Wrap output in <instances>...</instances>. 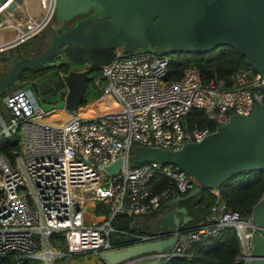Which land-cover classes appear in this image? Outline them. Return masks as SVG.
Masks as SVG:
<instances>
[{"label": "built area", "instance_id": "obj_1", "mask_svg": "<svg viewBox=\"0 0 264 264\" xmlns=\"http://www.w3.org/2000/svg\"><path fill=\"white\" fill-rule=\"evenodd\" d=\"M11 0L0 6L5 7ZM45 9L39 17L19 22L18 41L42 31L51 18L54 0H40ZM7 12V11H6ZM9 13V12H8ZM173 55L137 48L125 53L117 47L115 58L101 67V98L89 102L90 112L78 107L43 108L31 87L7 92L2 100L7 120L0 113V139L18 135V149L11 158L0 152V257L17 264L40 257L46 264H65L63 258L116 248L110 241L113 222L119 215L138 216L159 209L169 198L192 188V178L174 163L144 161L133 164L136 147L176 150L185 142L199 141L224 124L231 113L248 115L264 100V79L253 68L238 67L226 85L215 76L202 79L195 67H187L179 78L166 80ZM202 110L213 122L188 126L186 113ZM61 112L68 117L60 116ZM122 158L120 169L105 177L104 167ZM157 176L172 186L157 190ZM213 193L217 195V190ZM101 202L107 212L95 213L86 203ZM91 214V215H90ZM206 223L187 231L134 233L132 244L175 236L170 249L148 252L119 264L158 259V264L178 256H189L194 242L217 236L233 226L238 239L236 264H247L253 228L250 215L217 201L210 206ZM64 235L65 250L56 249L50 235ZM43 245V250L39 247Z\"/></svg>", "mask_w": 264, "mask_h": 264}, {"label": "water", "instance_id": "obj_2", "mask_svg": "<svg viewBox=\"0 0 264 264\" xmlns=\"http://www.w3.org/2000/svg\"><path fill=\"white\" fill-rule=\"evenodd\" d=\"M6 1L0 0V6ZM23 1L11 0L5 10L15 14L17 3ZM3 11L0 9V26L8 24ZM51 17L61 23L55 24L48 34L47 47L39 55L21 53L15 59L9 71L0 77V100L6 90L18 84L24 70L41 67L59 55L60 64L79 67L61 74L66 91L59 106L72 112L83 99L90 68L110 63L117 47L125 53L142 48L157 54H173L204 53L227 45L243 55L264 79V0H54ZM33 87L36 92V86ZM260 89L264 91V86ZM131 161L171 162L192 178L191 189L162 204L161 207L174 206L171 218L166 219L169 224L161 222L153 230L179 231L191 218L179 201L189 198L200 187L216 189L236 173L264 169V100L254 104L248 115L231 113L215 131L199 141L185 142L176 150L136 147ZM122 162V158H117L106 165L105 177L117 172ZM248 227L253 232L247 264H264V191L252 206ZM174 241L172 236L101 250L98 260L102 264H119L136 255L168 250ZM13 264H17L15 259ZM134 264H158V259Z\"/></svg>", "mask_w": 264, "mask_h": 264}, {"label": "trees", "instance_id": "obj_3", "mask_svg": "<svg viewBox=\"0 0 264 264\" xmlns=\"http://www.w3.org/2000/svg\"><path fill=\"white\" fill-rule=\"evenodd\" d=\"M39 33V35L32 36L18 46L7 51H1L2 63L0 65L13 64L21 53L26 56H36L43 52L48 45V32L40 31ZM172 55L173 59L167 67L166 80L168 81L179 78L185 68L195 67L202 79L215 76L218 79H222L226 85H229L231 75L238 67L251 68L243 55L227 45L220 46L216 54L207 57L201 53L193 52H175ZM69 69L70 67L67 64H60L56 68L48 65L44 68L26 69L20 75L17 85L23 87L28 85L33 90V85H35L37 89L35 92L36 98L39 104L47 109L63 99L65 90H60V88L64 87L61 74ZM98 71L102 75L101 68L92 66L89 74ZM6 73H1L0 71V77ZM42 77H44V81L41 83L43 87L36 82L38 78ZM102 82L104 83V79L101 76V85ZM100 90L101 88L95 86L93 76H88L84 96L79 104V107H83V112L91 111L89 102L93 99L101 98ZM185 121L191 127L208 126L211 130L214 129L213 122L199 109H190L185 115ZM18 138V135L11 138H1L0 152H4L13 158L14 151L18 149ZM156 181L157 190L172 186L170 180L163 176H157ZM216 190L217 195L212 192V189L200 187L192 196L178 202L186 208L187 214L191 217L185 225L179 228V231L195 229L199 225L206 223L210 214V206L217 201L224 203L226 207L236 209L243 217H248L252 206L264 191V169H252L236 173L225 179ZM91 206L94 207L92 209L97 214L102 211H108L107 205L101 202L92 203ZM138 219H142L141 221L144 220V222H140ZM158 222L161 221L156 220L155 213L152 214L151 212L138 216L119 215L113 222L114 229L110 234V241L116 248L131 245L135 240L134 233H151L159 226L160 223ZM50 242L53 247L65 250L62 247L65 242L62 233H52ZM238 250L236 231L233 226H226L217 236L204 237L194 242L189 250V256L174 257L165 264H236L234 258ZM86 253H92V251L74 253L72 256ZM29 260V258L25 259L23 264H28ZM0 264H13V260L10 257H0Z\"/></svg>", "mask_w": 264, "mask_h": 264}, {"label": "crops", "instance_id": "obj_4", "mask_svg": "<svg viewBox=\"0 0 264 264\" xmlns=\"http://www.w3.org/2000/svg\"><path fill=\"white\" fill-rule=\"evenodd\" d=\"M44 11L45 9H43L40 5V0H24L23 3H20V4L17 3V10L15 14H9L8 12L5 11L3 15H4V19L7 20L8 24L6 26H0V52L3 50L7 51L8 49L18 46L20 43L23 42V41L17 40L18 34H19V30H18L19 22L31 16L39 17L44 13ZM1 109L5 111L4 104L2 105V108L0 107V110ZM214 190L216 189H212V192ZM173 210H174V206L160 207L159 209L154 211L156 220L163 222L164 225H168L169 222L166 219L171 218L170 213ZM151 213L154 214L153 212ZM145 216H148V215H145ZM177 216L180 217L181 214L178 213ZM141 220L140 222H144V220L143 221ZM161 222H158V223H161ZM159 227L160 225L156 229H158ZM171 230H174V229L171 228Z\"/></svg>", "mask_w": 264, "mask_h": 264}, {"label": "rangeland", "instance_id": "obj_5", "mask_svg": "<svg viewBox=\"0 0 264 264\" xmlns=\"http://www.w3.org/2000/svg\"><path fill=\"white\" fill-rule=\"evenodd\" d=\"M52 27H55V21L51 19L48 21V23L44 26V28L42 29V31H45V33H49L51 30H52ZM220 46L210 50V51H207V52H204V53H201L203 56L207 57V56H211V55H214L218 52ZM5 57V56H4ZM2 63V60H1V57H0V64ZM6 66H3V65H0V71L1 73H5V72H8L10 67L12 66V64L10 65L9 63H6L5 64ZM46 73V72H45ZM47 74V73H46ZM89 76H93V81L95 79H100L101 78V73L100 71L98 72H92L89 74ZM44 77L42 78H38L36 80V82L38 83V85H40L41 87H43L41 85V83L44 81L43 79ZM47 80V79H46ZM22 82V81H21ZM64 84V82H63ZM104 83L102 82V85ZM50 85V83H49ZM19 87H23V86H20V85H15L11 88V90H14V89H17ZM26 87H28V85H26ZM60 90H65L66 91V88H65V85L63 88H60ZM101 94H103L102 90H100ZM57 108V106H59V103L56 102L55 105H53ZM2 108V107H1ZM0 113L2 114L3 118L5 120H7V110H0ZM2 126L1 124V120H0V127ZM101 172H103V170H100ZM91 202H88L86 203V207L88 209H92L94 207L91 206ZM91 215V214H90ZM56 249H60V248H56ZM43 250V245L41 244V246L39 247V251H42ZM63 262L65 264H102L99 262L98 258L96 257L95 254L93 253H86V254H79V255H75V256H65L63 258ZM28 264H46V261H44L42 258L40 257H35V258H30L29 260V263Z\"/></svg>", "mask_w": 264, "mask_h": 264}, {"label": "flooded vegetation", "instance_id": "obj_6", "mask_svg": "<svg viewBox=\"0 0 264 264\" xmlns=\"http://www.w3.org/2000/svg\"><path fill=\"white\" fill-rule=\"evenodd\" d=\"M61 22H55V24H56V26H58L59 24H60ZM67 25H70V23H68ZM55 26V27H56ZM52 29H53V27H52ZM52 32V30L49 32V33H51ZM62 61V58L58 55V56H55L49 63H47V64H45V65H43V66H41L40 68H44L45 66H48V65H51V66H54L55 68L56 67H59L60 66V62ZM67 66H69L70 67V69L71 68H79L78 66H74V65H70V64H67ZM10 91V89H8V90H6L4 93H3V95H5L7 92H9ZM0 107H2V100H0Z\"/></svg>", "mask_w": 264, "mask_h": 264}, {"label": "bare ground", "instance_id": "obj_7", "mask_svg": "<svg viewBox=\"0 0 264 264\" xmlns=\"http://www.w3.org/2000/svg\"><path fill=\"white\" fill-rule=\"evenodd\" d=\"M89 107H91V106H89ZM59 115L60 116H65L62 112H61V114L59 113ZM65 117H68V116H65Z\"/></svg>", "mask_w": 264, "mask_h": 264}]
</instances>
